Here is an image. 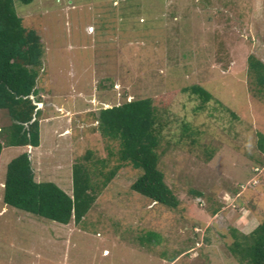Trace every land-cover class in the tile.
<instances>
[{
    "label": "rangeland",
    "instance_id": "374dc122",
    "mask_svg": "<svg viewBox=\"0 0 264 264\" xmlns=\"http://www.w3.org/2000/svg\"><path fill=\"white\" fill-rule=\"evenodd\" d=\"M15 8L44 43L40 146L2 150L0 264H241L230 252L232 231L249 234L264 218V96L248 74L249 56L264 63V0H34ZM191 85L213 95L203 110L183 90ZM146 98L167 122L159 169L177 208L134 192L141 171L130 166L79 224L3 203L8 163L23 152L37 181L71 194L73 166L84 163L100 184L98 170L119 164V143L98 130L100 110ZM10 123L0 112V127ZM148 232L157 243L142 241Z\"/></svg>",
    "mask_w": 264,
    "mask_h": 264
},
{
    "label": "trees",
    "instance_id": "16d2710c",
    "mask_svg": "<svg viewBox=\"0 0 264 264\" xmlns=\"http://www.w3.org/2000/svg\"><path fill=\"white\" fill-rule=\"evenodd\" d=\"M33 1L0 0V112L7 113L11 120L9 125L0 127V156L5 147L40 146V110L30 97L40 102L37 79L43 64L44 43L36 29L24 26V19L15 8V2L30 4ZM248 74L254 94L264 96V63L253 55L248 58ZM183 90L199 99L197 109L200 110L213 98L201 85ZM97 121L101 135L119 143L116 158L119 164L106 173L98 170L96 174L103 177L100 184L94 181L95 172L84 163L73 166L71 194L53 182L37 181L31 159L23 152L8 163L3 203L59 224L67 225L72 220L79 224L91 210L99 191L112 181L121 167L130 166L141 171L131 185L134 192L170 209L177 208L180 201L159 169L158 149L167 122H162L157 115L153 100L134 99L103 108ZM183 129L182 135L190 127L184 124ZM196 133L192 131L186 137ZM257 135V147L264 154V135ZM212 155L213 152L208 154V160ZM91 157L92 152L88 151L84 160ZM97 161L102 168L106 166L105 160ZM261 161L263 163L264 159ZM232 233L234 242L230 252L241 264H264V218L249 234L235 229ZM158 240L159 235L154 232H148L142 239L148 243Z\"/></svg>",
    "mask_w": 264,
    "mask_h": 264
},
{
    "label": "clouds",
    "instance_id": "9594fccd",
    "mask_svg": "<svg viewBox=\"0 0 264 264\" xmlns=\"http://www.w3.org/2000/svg\"><path fill=\"white\" fill-rule=\"evenodd\" d=\"M34 97V96H33ZM39 102H34V104H36V106H37V104H38ZM38 110V109H37ZM27 147H29V148H33V147H31V146H27Z\"/></svg>",
    "mask_w": 264,
    "mask_h": 264
}]
</instances>
